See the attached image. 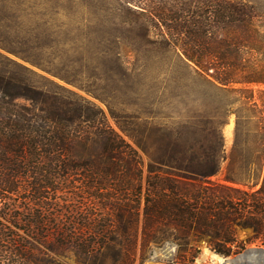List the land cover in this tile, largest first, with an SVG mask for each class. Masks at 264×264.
I'll return each instance as SVG.
<instances>
[{"label":"trees","instance_id":"1","mask_svg":"<svg viewBox=\"0 0 264 264\" xmlns=\"http://www.w3.org/2000/svg\"><path fill=\"white\" fill-rule=\"evenodd\" d=\"M15 2L0 0V217L21 221L25 232L52 229L49 252L72 248L80 262L92 264H133L138 245L145 252L168 241L180 263L191 264L203 241L228 257L244 249L238 226L252 228L264 243V8L258 0H167L149 12L140 35L144 49L159 53L166 71L183 72L194 107L175 126L121 127L151 158L145 176L139 149L100 107L14 58L62 77L59 32L34 35L25 16L13 11ZM232 115L227 151L224 127ZM76 176L88 182L101 213L73 231L56 221L83 212L85 198L54 195L70 190ZM19 190L33 192L23 198V217L13 214ZM74 201L82 203L77 210ZM0 247L1 259L9 253L7 261L18 255V264H36L30 246Z\"/></svg>","mask_w":264,"mask_h":264},{"label":"rangeland","instance_id":"2","mask_svg":"<svg viewBox=\"0 0 264 264\" xmlns=\"http://www.w3.org/2000/svg\"><path fill=\"white\" fill-rule=\"evenodd\" d=\"M165 1L167 0H16L13 6L14 12L25 16L26 25L33 30L34 35L45 29L59 32L61 56L56 63L62 68V77L10 56L28 65L44 78L100 107L109 125L139 149L144 176L151 158L121 127L136 126L143 130L175 126L187 122L194 107L189 79L183 72L174 69L166 71L159 53L145 51L144 41L141 40L142 25L145 26L151 21L149 12ZM172 1L176 4L179 0ZM258 1L264 8V0ZM144 9L148 11L145 12ZM158 27L152 25L151 30L157 33L160 29ZM154 33L152 37L155 39ZM234 129L235 115H232L224 127L227 151L231 149L234 141ZM69 181L73 183V187L67 192L55 194L54 197L57 196L59 201H63L72 193L78 192V200L82 202V198H85L82 202L85 204L83 212L66 214L57 221L52 215L48 217L66 224L74 231L78 225H83L84 220L93 219L95 214L101 212L98 205L91 200L88 182L82 176L70 178ZM19 182L21 186L22 181ZM32 193L19 190L13 196V214L24 216L22 207L26 203L23 198H31ZM80 201L71 204L74 210L82 205ZM56 202L57 200H53V203ZM34 210L37 211V207ZM57 213L59 211H53L52 214ZM74 221L76 225L72 224ZM20 224L22 223L19 220L9 221L0 217V229H4L6 237L5 242L0 241L1 246L17 252L21 245L30 246V255L36 264H45L48 261L51 264H92L89 260L80 262L72 248L59 250L57 253L49 252L56 237L52 229L46 227L45 233L37 228L25 232L19 229ZM235 237L242 242L243 250L224 257L212 251L203 241L200 243L198 256L191 264H230L232 260H236L235 264H264V243L255 238L252 228L235 227ZM248 250L252 254L243 257ZM175 254L176 245L171 241L145 252H141L138 245L133 264H184L175 259ZM9 256L8 253L6 258ZM2 259L0 257V264H18L20 258L18 255H11L8 261Z\"/></svg>","mask_w":264,"mask_h":264},{"label":"water","instance_id":"3","mask_svg":"<svg viewBox=\"0 0 264 264\" xmlns=\"http://www.w3.org/2000/svg\"><path fill=\"white\" fill-rule=\"evenodd\" d=\"M206 243V242H205ZM252 254V251L251 250H248L246 251L244 254H243V257H247L248 255ZM236 263V260H232L230 261V264H235Z\"/></svg>","mask_w":264,"mask_h":264},{"label":"bare ground","instance_id":"4","mask_svg":"<svg viewBox=\"0 0 264 264\" xmlns=\"http://www.w3.org/2000/svg\"><path fill=\"white\" fill-rule=\"evenodd\" d=\"M214 256H217L216 254H214ZM218 257V256H217Z\"/></svg>","mask_w":264,"mask_h":264}]
</instances>
